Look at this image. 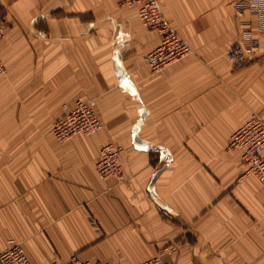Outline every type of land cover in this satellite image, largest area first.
I'll list each match as a JSON object with an SVG mask.
<instances>
[{
	"label": "crops",
	"instance_id": "crops-1",
	"mask_svg": "<svg viewBox=\"0 0 264 264\" xmlns=\"http://www.w3.org/2000/svg\"><path fill=\"white\" fill-rule=\"evenodd\" d=\"M246 1L158 0L192 53L152 73L161 36L137 6L0 0V251L138 264L175 243L166 264H264V184L228 148L251 113L264 119V14L237 13ZM76 100L102 126L59 141L52 123ZM107 143L122 148V182L96 173Z\"/></svg>",
	"mask_w": 264,
	"mask_h": 264
},
{
	"label": "built area",
	"instance_id": "built-area-1",
	"mask_svg": "<svg viewBox=\"0 0 264 264\" xmlns=\"http://www.w3.org/2000/svg\"><path fill=\"white\" fill-rule=\"evenodd\" d=\"M122 4L137 6V18L149 30L157 31L160 42L148 51L144 60L152 73H158L190 55L192 49L177 34L164 16L158 0H122ZM252 9L264 14V3L259 0H248L244 4H237V13L243 9ZM264 25V23H263ZM6 26L0 24V39L4 36ZM258 39L250 38L248 43L237 42L228 51L227 58L234 65L250 59L258 47ZM6 68L0 58V75L5 74ZM63 115L52 123L51 133L59 141H67L77 135H89L98 131L102 124L89 101L76 100L73 104L62 106ZM228 148L241 152V162L245 173L253 174L264 184V119L257 113H251L246 122L235 130L229 139ZM122 148L112 143L104 144L99 151V159L95 170L100 179H114L122 182L124 175L120 164ZM94 223V221L92 220ZM175 243L160 248L152 258L138 264H166L165 257L176 250ZM0 264H31L19 242L0 251ZM48 264H90L76 255L67 261L60 262L53 257ZM107 264V263H103Z\"/></svg>",
	"mask_w": 264,
	"mask_h": 264
}]
</instances>
